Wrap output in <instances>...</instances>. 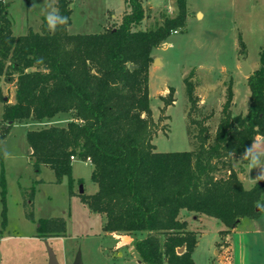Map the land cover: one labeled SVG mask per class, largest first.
Here are the masks:
<instances>
[{"label": "trees", "instance_id": "1", "mask_svg": "<svg viewBox=\"0 0 264 264\" xmlns=\"http://www.w3.org/2000/svg\"><path fill=\"white\" fill-rule=\"evenodd\" d=\"M71 23V1L53 0ZM121 22L93 34H69L68 26L49 32L45 19L40 31L14 36L8 17L10 0L0 1V82L14 89L15 101L4 97L0 140L16 121L44 120L70 113L65 127L49 126L27 133L33 170L50 168L55 183L67 178L70 196L72 164L93 165V195L80 194L91 212L106 218L107 233L144 231L133 249L144 264H195L198 232L189 229L180 213L186 210L218 220L217 247L243 218L257 219L264 209V183L245 188L238 175L247 161L240 156L256 138H264V43L260 67L247 77L250 98L246 113L233 114V79L225 87L218 121L216 112L200 105V79L192 69L184 78L187 134L193 150L158 152L153 143L157 124L149 98L152 49L186 26V1L176 0L173 17L162 13L153 28L142 30L150 7L143 0H125ZM239 54L245 55L241 43ZM130 65L136 68L131 69ZM164 108L175 102L174 89L160 96ZM74 157V160L71 159ZM239 162V170L235 163ZM38 182H42L39 180ZM3 222L5 186L2 180ZM34 187L25 206H33ZM257 208L259 210H257ZM33 219V213L26 214ZM63 217L40 219L37 237L63 236ZM183 248L181 253L178 250ZM220 251V250H219Z\"/></svg>", "mask_w": 264, "mask_h": 264}, {"label": "rangeland", "instance_id": "2", "mask_svg": "<svg viewBox=\"0 0 264 264\" xmlns=\"http://www.w3.org/2000/svg\"><path fill=\"white\" fill-rule=\"evenodd\" d=\"M185 1L187 19L184 31L173 33L151 52L153 61L149 66V98L153 119L158 127L153 139L158 152H183L194 148L187 134L188 106L184 88V78L190 70L195 69L200 79L196 91L201 100L200 105L216 112L214 120L210 122L215 127L224 101L223 83H228L230 77L233 79L234 92L232 113H246L248 107L250 90L245 76L237 69L241 43L245 47L250 68L255 71L260 67V50L264 43V0ZM34 3L40 6L34 8ZM45 3L54 5L53 0H10L8 17L14 36L25 35L30 29L40 31L45 19L41 9ZM143 3L151 10L143 21L142 30L153 28L159 23L162 13L169 17L177 13L176 0H143ZM71 8L68 33L73 35L101 32L108 22V28L119 24L128 6L125 0H72ZM170 88L174 89L175 102L164 108L160 96H166ZM0 90L12 103L15 101L14 89L3 81L0 82ZM2 117L3 101L0 99V122ZM70 120V113H59L41 121H16L7 136L0 140V264H37L40 254H45V241L59 264H74L78 253L83 264H144L133 249V241L143 238L146 233H107L103 230L105 216L91 212L81 201V187L86 195L98 191V186L91 179L92 164L78 159L73 161L72 196L69 194L67 178L55 183V175L50 168L42 167L39 174L33 170L28 131L52 125L65 127ZM260 149L264 151V141L260 142ZM261 162L264 164V158ZM246 165L245 187L250 183H264L255 180L261 170H249ZM239 167V162L235 163L237 170ZM2 180L5 186V225L2 224ZM33 187V206H25L26 192H30ZM28 212L33 213L32 220L27 218ZM191 214L182 210L180 217L187 219ZM52 217L65 219L66 233L43 241L37 237L38 221ZM192 224L195 227L191 230L201 235L193 253L195 264H228L230 251L224 245L228 237L223 239L221 247L216 246L223 259L215 255L213 250L214 240H219L218 230L224 228L223 225L205 216L201 222L192 221ZM238 231L236 247L232 252L233 263L261 264L264 210L256 222L242 221Z\"/></svg>", "mask_w": 264, "mask_h": 264}, {"label": "clouds", "instance_id": "3", "mask_svg": "<svg viewBox=\"0 0 264 264\" xmlns=\"http://www.w3.org/2000/svg\"><path fill=\"white\" fill-rule=\"evenodd\" d=\"M39 6L40 5H36L35 3L33 4L34 8ZM41 10L44 13L49 32L54 34L57 30L68 26L69 17L62 15L58 7L45 3ZM67 122L68 121H66V123ZM261 141H264V138L258 136L256 141L253 142L250 147L245 148L243 154L240 156L241 161H247L246 167L249 170L254 168L261 170L260 174L255 179L257 182L264 181V164L261 162L262 158H264V151L260 149ZM5 158L7 159L8 156H5Z\"/></svg>", "mask_w": 264, "mask_h": 264}, {"label": "crops", "instance_id": "4", "mask_svg": "<svg viewBox=\"0 0 264 264\" xmlns=\"http://www.w3.org/2000/svg\"><path fill=\"white\" fill-rule=\"evenodd\" d=\"M55 5V4H54ZM126 11V10H125ZM112 14V13H111ZM198 14H201V13H198ZM110 15V14H109ZM202 15V14H201ZM112 18L114 17V15L112 14V16H111ZM109 23V22H108ZM108 23H107V26H106V28H108ZM240 68H241V64L240 63H238V65H237V69L240 71ZM254 70H252V72H253ZM245 79H246V82H247V77H245ZM9 101H10V99H9ZM11 102V101H10ZM12 103V102H11ZM29 154H31L30 152H29ZM242 181H243V184H244V186H245V182H246V180H247V178H246V174H245V172H243L242 173ZM256 183H250L249 184V186L247 187V189H249V188H251L252 186H254ZM246 188V187H245ZM264 201V200H263ZM206 217V216H205ZM202 218H203V216H201V215H195V214H191L190 216H189V218H187V219H185L187 222H188V224H189V229L191 230V228L195 225H193L192 224V221L194 222V223H196V221L197 222H201L202 221ZM244 220H249L250 222H256L257 221V219H249V218H243L241 221H240V223L236 226V228L231 232V234H230V238H229V246H228V249H229V251H230V260L228 261V262H226V263H228V264H234L233 263V254H232V252L235 250V247H236V235H238L237 233L239 232L238 230L240 229V226H242V221H244ZM195 227V226H194ZM224 227V226H223ZM222 229H224V228H221L220 230H222ZM257 229H258V227H257ZM220 230H218V231H220ZM195 231V230H194ZM257 231V230H256ZM248 232V231H247ZM249 233V232H248ZM200 237H201V235H198V244H199V239H200ZM48 239V238H47ZM47 239H45V240H47ZM44 239H43V241H45ZM219 240H214V248H213V250H215V255H217V256H219L221 259H223L224 257L223 256H221V252L220 251H218L217 249H216V243L218 242ZM250 241V243H251V239L249 240ZM241 245V244H240ZM251 246V245H250ZM250 246H248V247H250ZM250 249V248H249ZM262 261H261V264H264V244H263V248H262ZM46 260V264H48V255H47V252H46V249H45V254H43V252L40 254V256H39V259H38V261H37V264H44V261ZM247 261H249L248 260V258H247ZM245 263H246V261H245ZM36 264V263H35ZM225 264V263H224Z\"/></svg>", "mask_w": 264, "mask_h": 264}, {"label": "water", "instance_id": "5", "mask_svg": "<svg viewBox=\"0 0 264 264\" xmlns=\"http://www.w3.org/2000/svg\"><path fill=\"white\" fill-rule=\"evenodd\" d=\"M239 60H240V64H241L240 72L243 74V76L248 77L252 73V69L250 68L248 62L246 61V55H240ZM156 61L158 62V60H155V62ZM130 68L134 69V68H136V66L130 65ZM29 152L30 153L32 152L31 149ZM238 177L240 180H242V178H243L242 174H239ZM259 185H262V183H259ZM80 193H84V190L82 187L80 189ZM257 210H259V209L257 208ZM44 243H45L46 250L48 253V264H59L53 250L48 246V243L46 241ZM182 251H183V248H180L178 250V253H181ZM74 264H83L82 260H81L80 253L77 254L75 261H74Z\"/></svg>", "mask_w": 264, "mask_h": 264}, {"label": "built area", "instance_id": "6", "mask_svg": "<svg viewBox=\"0 0 264 264\" xmlns=\"http://www.w3.org/2000/svg\"><path fill=\"white\" fill-rule=\"evenodd\" d=\"M0 1H3L4 2V0H0ZM173 33L176 34L177 31H174ZM71 159L74 160V157H71Z\"/></svg>", "mask_w": 264, "mask_h": 264}]
</instances>
